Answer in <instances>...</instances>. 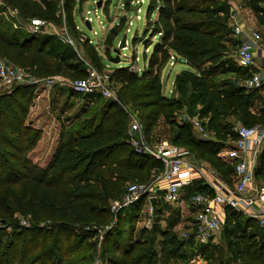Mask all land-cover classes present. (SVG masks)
<instances>
[{"label":"trees","instance_id":"16d2710c","mask_svg":"<svg viewBox=\"0 0 264 264\" xmlns=\"http://www.w3.org/2000/svg\"><path fill=\"white\" fill-rule=\"evenodd\" d=\"M149 1L151 16L146 30L160 39L147 60V68L141 75L132 69H118L121 74L118 82L122 85L118 100L89 95L91 107L84 109L83 118L76 121L75 127L63 133L46 167L30 159L42 132L25 124L35 87L16 85L1 97L0 224L12 228V232L7 241L0 237V264H91L93 259L88 251L100 231L104 233V255L112 253L113 256L110 264H159L156 247L142 238L134 240L130 233L134 226L131 224H138L143 216L146 197L121 210L116 225L105 230L113 221L111 202L121 199L129 184H148L163 171L158 159L139 154L131 146L130 114L124 106L134 107L145 139L153 144V132L161 118L174 122L171 119L174 112L187 106L193 114L195 105L201 104L200 116L208 119L213 139H195L188 125H176L178 130L172 134L171 141L186 148L195 159L208 162L233 187V169L218 154L225 144L237 140L236 123L264 127V109L254 114L251 108L259 90H249L238 83L247 70L236 64L237 67L226 71L235 74V79L219 85L211 78L214 68H204L211 64L217 69L227 57L229 43L240 44L238 39H228L231 29L221 15L228 13L227 0ZM68 2L64 0L62 4L67 12ZM248 2L257 6L264 0ZM5 7L18 10L23 20L40 18L62 26L58 0H0V13ZM154 12L159 13L155 22L151 21ZM66 18L69 28L76 27L72 10ZM118 34L116 27L112 36L106 37L108 49ZM38 37L15 29L13 21L0 15V59L38 77L57 76L59 70L44 53V42ZM171 53L177 54L189 69L175 77V92L167 96L163 92L161 72L169 64ZM79 65L72 79L87 76L84 63ZM196 193L211 194L212 191L203 185L189 195ZM156 206L155 203L154 213ZM18 216L27 218L31 225L20 229ZM235 217L230 233L241 230L237 231L242 240L238 251L241 263L264 264V241L259 244L256 233L251 234L264 228L242 213L229 211L224 230ZM154 218L152 226L142 231L154 234L161 245L162 260H171L183 247L197 244L194 228L184 238L169 227L161 231ZM124 221L131 225L127 237L122 229ZM113 236L118 238L115 242H112ZM118 253L119 257H115Z\"/></svg>","mask_w":264,"mask_h":264},{"label":"rangeland","instance_id":"374dc122","mask_svg":"<svg viewBox=\"0 0 264 264\" xmlns=\"http://www.w3.org/2000/svg\"><path fill=\"white\" fill-rule=\"evenodd\" d=\"M63 1L64 0H58L60 10H64L67 15L68 12L72 10L73 23L79 27V29L75 26L73 27L72 24V28L68 27L70 37L72 39H76L78 42L81 36L80 33L82 31L88 36L89 40H84L83 42L78 43L77 50L79 51L80 58L75 48L72 47L61 35H57V33H60L57 22L50 23V29L48 30L49 32H43L38 37L39 41L44 42V53L56 65L57 70H59L57 76L63 77L64 79L70 81L75 80L72 79L73 75L76 73L75 67L78 69L80 68L79 62L84 63L82 59H85L99 71H103L106 69V67H109L114 78L112 84L116 94V99L118 100V92L122 87V85L118 82V77L121 75L120 72H118V69H132L141 75L147 68V60L151 56L155 45L159 43L160 36H155L154 32L146 30L147 21L150 20L149 18L151 16V13L148 12L150 1L76 0L75 2V0H69L68 12L66 8L62 6V4H64ZM99 2L101 3L100 7L98 6ZM87 11H91L92 13L88 15ZM0 15H2L7 21L12 20L10 19L11 17H9V19L6 18L4 12H1ZM88 17L91 18L90 23H92L93 26L91 29H87L85 26L86 21L89 20L87 19ZM158 18L159 13L154 12L152 14L151 21L155 22L158 20ZM116 27L119 30V34L115 37L112 47L108 49V40L106 37H111L112 30ZM19 30L26 32L23 29ZM124 35H127V46L121 50L120 61L114 62L117 56L113 50L119 46ZM228 39L231 40L230 38ZM229 44L231 46L229 47V53L227 54V57L224 58V62L221 66H218L217 69L211 64H206L204 66V68H214L215 73L212 74L211 78H213L219 85L220 83H229L231 79H235V74L227 73L226 71L237 67L234 57L238 45L237 43ZM1 60L3 59H0V61ZM188 69L189 67L183 62H178L174 66L168 64L162 69L161 81L164 84L163 92L165 95L167 90L166 86L168 85L169 88H171L172 82L174 81L176 75L179 74L181 70ZM241 80L238 81V83L241 82ZM12 89L13 87L10 89V91ZM43 93H45V95L47 94V96H45V98L40 101L38 108V113H40L42 116L39 127L45 129L44 142H42L41 145L44 144L43 146H46L51 140L53 149L54 146H56L57 139L59 138L62 129L65 131L66 127H68L67 129H70L71 127H75L77 125V122H74L73 120L75 116L74 113H77L78 115L81 109L84 111V109H86L88 105L92 103L89 104L88 102L87 104L86 101L89 100L88 96L76 95L71 88L55 86L53 88H35L31 98L32 100H30L31 102L29 103L30 108L35 101L36 94L40 95ZM30 108L28 110V118L30 115V120H35L36 113L30 111ZM124 108L126 111L130 108L131 110L128 111H133V113L138 116V113L134 107L124 106ZM201 108V104H196L194 113L191 114L187 106L182 107L180 110L174 112L171 118L174 122L171 120L170 122H167L165 119L161 118L158 121L157 127L154 129L153 142L174 145L171 141V138L172 134L178 130L176 125H188L195 139L200 140V137L193 129L189 119L195 116L201 118ZM30 112L31 114H29ZM28 118L25 124H29ZM203 120L206 122L208 121V119ZM255 125L261 126V124ZM42 138L43 137H41V140ZM177 147L183 148L181 145H177ZM40 157H42V154ZM44 162H46V160L42 161V163ZM43 165L40 164L39 166L43 167ZM236 218L237 217L233 218V220L230 219L228 222V229L225 227L224 230L223 225L221 232H219L210 243L202 244L197 242V244L195 243L193 245L183 247L182 250L180 249L178 256H173V259L168 261L161 259V245L155 239L154 234L151 232L146 233L145 231H142L143 226L140 223L137 224V222H133L131 225L134 226L131 229L129 222L124 221L125 223L122 226V229L125 231V237H127L129 231L128 227H130V233L133 235L134 240L142 238L143 240H146L148 243H150L149 245L153 244L159 253V264H242L241 257L238 255V251L242 245V240L240 239L241 234L238 233L241 232V230L230 233V230L234 229L233 224L235 223L234 220H236ZM17 220L19 222L20 229L27 228L26 226L22 225V221L25 220L30 224V221L22 216H18ZM42 225H44V223H42ZM0 231V237H3L2 239L7 241L12 232V228L5 227L4 225L2 226L0 224ZM180 231H182L181 235H183L184 233H188L190 230L183 229ZM4 233H6V235L3 236ZM253 233H256V241L259 244L263 243L264 229L253 231L251 234ZM44 237V235L41 236L42 239ZM116 239L118 238L113 236L112 242H115ZM92 243H94V246L88 251V255L91 256V259H93L91 264H110V259H112L113 256L111 255L112 253H107L104 255V239L96 237L94 240H92ZM201 244L203 246H201ZM115 257H119V253L115 255Z\"/></svg>","mask_w":264,"mask_h":264},{"label":"built area","instance_id":"2783aa9c","mask_svg":"<svg viewBox=\"0 0 264 264\" xmlns=\"http://www.w3.org/2000/svg\"><path fill=\"white\" fill-rule=\"evenodd\" d=\"M87 11V14H91ZM4 15L12 19L14 27L23 29L31 35H40L50 29V23L40 18L23 20L16 9L5 7ZM62 26H59L61 35L76 52L79 42L89 40L88 36L81 31L77 42L69 35L66 13L61 10ZM88 21L91 20L88 17ZM91 22V21H90ZM19 24V25H18ZM92 24V23H91ZM77 27V26H76ZM93 27V26H92ZM79 29V27H77ZM233 34L240 41L235 52L236 64L244 70L255 66L257 52L264 51V38L252 29L236 23L232 28ZM81 58V57H80ZM86 67L87 76L82 79L66 80L63 77H38L30 71L12 65L6 60L0 61V99L10 92L16 85L32 86L35 88H53L55 86L68 87L79 96H89L99 94L105 99L117 100L112 84V71L106 67L103 71L94 68L85 59H82ZM180 62L175 53H171L169 64L174 66ZM239 85L249 90H261L264 87V77L262 72H254L251 76L244 78ZM173 92L170 93L172 95ZM130 114L128 134L131 146L139 154H149L158 159L163 165V171L157 179L148 184L131 183L128 185L123 197L112 201L110 212L113 221L105 230H109L118 221V214L121 210L135 204L140 199L146 197V206L149 208V215L152 216V198H157L163 194V198L168 205L178 206L183 199V192L192 183V172L201 171L199 160L195 159L184 149L167 143L150 144L147 142L143 132V126L138 116L132 111ZM193 129L200 140L213 139L214 135L209 130L207 122L195 116L189 119ZM235 132L237 140L230 141L220 150L219 156L226 161L235 164V180L233 187H230L217 173L218 180L211 194L196 193L189 198V205L194 211L195 241L202 244L210 243L219 232H221L225 217L229 211H237L252 218L260 228H264V183L258 182L256 170L258 167V157L264 151V127L246 126L236 124ZM162 182L165 184L162 185ZM247 212H250L248 214ZM22 225L29 227L27 221H22ZM146 228L152 226V219L144 223ZM104 233L100 231L99 238L103 239ZM188 237L187 233L182 235Z\"/></svg>","mask_w":264,"mask_h":264},{"label":"crops","instance_id":"0c3cea01","mask_svg":"<svg viewBox=\"0 0 264 264\" xmlns=\"http://www.w3.org/2000/svg\"><path fill=\"white\" fill-rule=\"evenodd\" d=\"M227 4L229 6L228 13L221 14V15L223 16V18H225L226 23L231 29V33L229 37L230 39H233L232 41L237 40L232 31V28L236 23L241 24L247 27L248 29L258 31L264 38V3L257 5V6H252L249 4L248 0H227ZM229 47L231 46L229 45ZM182 71L184 70H181L180 72ZM254 72H262V75L264 77V51L262 52V54L257 52L256 64L254 67L247 70V73L245 74L244 78L251 76V74ZM174 82H175V79L172 82L171 88H169L168 85L166 86L167 96L170 95L171 92L174 93V85H175ZM45 96H47V94L45 95V93L40 94V95L36 94L35 101L30 108V111L36 113V117H35V120H30V117H31L30 115L28 118L29 125L35 129L37 128L38 130H41L42 135H43L42 140H40L35 150L31 152L30 159L37 165L44 164L43 167H46L51 162L55 154V151L58 148L60 141L63 139V133L68 130L67 129L68 127L65 128L66 129L65 131L62 129V131L60 132L59 138L57 139L56 146H54L53 149H52L53 144L51 143V140L48 143V145L46 146H43L44 144L41 145L42 142H44L43 140H44L45 129H42L39 127V124L42 120V116L40 115V113H38L39 112L38 108H39L40 101L44 99ZM88 102L90 104L91 100L86 101L87 104ZM263 109H264V87L257 92L254 98V101H253L251 111L254 114H260ZM29 114H31V112ZM74 115H75L73 119L74 122H76L77 120H81L83 118V110L81 109L78 115L77 113H74ZM153 144L155 143L153 142ZM41 154H42V157H40ZM219 157L223 161H225L227 166L232 167L233 172H231L232 173L231 177L235 183L236 182L235 164L231 161L224 160L221 156ZM43 160H46V162L42 163ZM257 163H258V167L256 170V178L258 182L264 183V151L258 157ZM199 164L202 166L201 171L199 172L196 170L192 172V183L183 192V199L181 200L178 206L168 205L163 198V194H161L160 196L156 198L157 206L155 209V213L153 211L152 216H150L148 213L149 208L145 206L143 214H142L143 216L141 217L139 221V223L143 226L142 229H144L145 227L144 223L146 221H148L151 218L153 222V218L155 217L154 219L157 222V224L159 223L158 226L161 231H164L168 227L172 231L179 233V234L182 233V231L180 230H183V229L190 230V231L193 230L194 211L189 205V198L191 197V195H189V192L190 191L192 192L195 189L200 188L203 185H205L208 190L213 191L214 186L216 185L217 180H218L217 176L214 174V171H216L217 173L218 171L215 168H213L208 162L199 160ZM160 175H158L157 177H159ZM157 177L155 179H157ZM163 184L165 183L162 182V185ZM247 213L250 214V212H247ZM160 238L161 236L158 234V239Z\"/></svg>","mask_w":264,"mask_h":264},{"label":"water","instance_id":"95a60500","mask_svg":"<svg viewBox=\"0 0 264 264\" xmlns=\"http://www.w3.org/2000/svg\"><path fill=\"white\" fill-rule=\"evenodd\" d=\"M98 6L99 7L101 6V3L100 2L98 3ZM85 26H86L87 29H91L92 28V24L88 20L86 21ZM126 46H127V35H124L123 38H122V40H121V42H120V44H119V46L113 50V52L117 56V58H115L114 62H119L120 61V53H121V50L124 49ZM151 203L154 206L155 203H156V199L155 198H152L151 199Z\"/></svg>","mask_w":264,"mask_h":264}]
</instances>
